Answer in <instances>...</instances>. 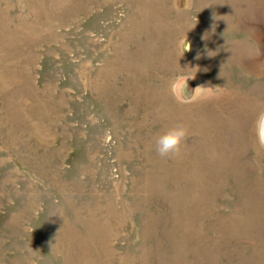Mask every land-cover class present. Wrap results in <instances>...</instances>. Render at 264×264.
I'll return each instance as SVG.
<instances>
[{
	"label": "rangeland",
	"instance_id": "374dc122",
	"mask_svg": "<svg viewBox=\"0 0 264 264\" xmlns=\"http://www.w3.org/2000/svg\"><path fill=\"white\" fill-rule=\"evenodd\" d=\"M262 110L264 0H0V264H264Z\"/></svg>",
	"mask_w": 264,
	"mask_h": 264
},
{
	"label": "clouds",
	"instance_id": "9594fccd",
	"mask_svg": "<svg viewBox=\"0 0 264 264\" xmlns=\"http://www.w3.org/2000/svg\"><path fill=\"white\" fill-rule=\"evenodd\" d=\"M204 38L206 39V34ZM177 49L181 57L185 52L191 51V42L187 40L186 36L177 42ZM209 56L212 55L209 54ZM196 58L199 59V55ZM190 79H195V74L188 72L176 74L169 80L165 89L166 94L179 105L195 103L208 94L210 88L205 85H197L194 89L189 90L188 81ZM253 132L254 150H264V110L257 113ZM187 136L188 131L182 124L171 128L158 138L156 142L158 154L162 158H171L172 156L178 155L180 146L186 140Z\"/></svg>",
	"mask_w": 264,
	"mask_h": 264
}]
</instances>
